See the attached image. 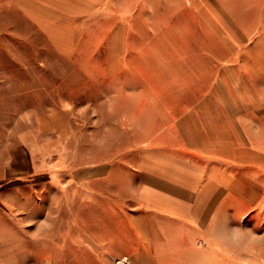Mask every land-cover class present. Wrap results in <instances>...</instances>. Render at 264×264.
Returning a JSON list of instances; mask_svg holds the SVG:
<instances>
[{
	"label": "rangeland",
	"instance_id": "obj_1",
	"mask_svg": "<svg viewBox=\"0 0 264 264\" xmlns=\"http://www.w3.org/2000/svg\"><path fill=\"white\" fill-rule=\"evenodd\" d=\"M33 31L0 7V264H264V0H113L75 58ZM138 169L227 202L148 248Z\"/></svg>",
	"mask_w": 264,
	"mask_h": 264
},
{
	"label": "crops",
	"instance_id": "obj_2",
	"mask_svg": "<svg viewBox=\"0 0 264 264\" xmlns=\"http://www.w3.org/2000/svg\"><path fill=\"white\" fill-rule=\"evenodd\" d=\"M0 7L20 15L27 26L32 27L35 36L43 37L64 58H75L74 53L83 44V38L90 36L91 21L104 7H113V0H0ZM138 170L141 175L138 190L146 212L132 214L129 222L148 248L177 246L198 235L199 229L204 234L227 202V187L221 181L205 183L203 187L212 189L207 194L199 183L178 180L156 170ZM97 172L99 170L94 168L77 170L74 176L76 181L84 183L98 177ZM156 225L157 231L154 230ZM216 258L226 260L225 255ZM136 260L134 256L133 264ZM154 260L152 264L165 261ZM145 264L151 263L146 261Z\"/></svg>",
	"mask_w": 264,
	"mask_h": 264
},
{
	"label": "built area",
	"instance_id": "obj_3",
	"mask_svg": "<svg viewBox=\"0 0 264 264\" xmlns=\"http://www.w3.org/2000/svg\"><path fill=\"white\" fill-rule=\"evenodd\" d=\"M126 262V259L125 260H122L120 261L118 264H124Z\"/></svg>",
	"mask_w": 264,
	"mask_h": 264
}]
</instances>
